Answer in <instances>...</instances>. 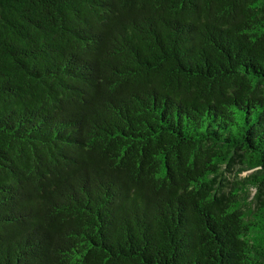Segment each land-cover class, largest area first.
I'll return each mask as SVG.
<instances>
[{"label":"trees","instance_id":"16d2710c","mask_svg":"<svg viewBox=\"0 0 264 264\" xmlns=\"http://www.w3.org/2000/svg\"><path fill=\"white\" fill-rule=\"evenodd\" d=\"M0 264H264V0H0Z\"/></svg>","mask_w":264,"mask_h":264},{"label":"rangeland","instance_id":"374dc122","mask_svg":"<svg viewBox=\"0 0 264 264\" xmlns=\"http://www.w3.org/2000/svg\"><path fill=\"white\" fill-rule=\"evenodd\" d=\"M250 171H244L241 175H246L248 174Z\"/></svg>","mask_w":264,"mask_h":264}]
</instances>
